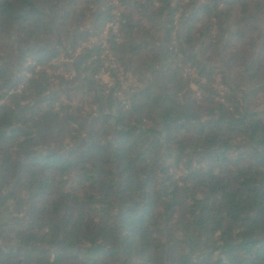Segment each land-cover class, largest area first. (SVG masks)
<instances>
[{
    "label": "trees",
    "instance_id": "16d2710c",
    "mask_svg": "<svg viewBox=\"0 0 264 264\" xmlns=\"http://www.w3.org/2000/svg\"><path fill=\"white\" fill-rule=\"evenodd\" d=\"M91 1L0 0V264H264V0Z\"/></svg>",
    "mask_w": 264,
    "mask_h": 264
},
{
    "label": "rangeland",
    "instance_id": "374dc122",
    "mask_svg": "<svg viewBox=\"0 0 264 264\" xmlns=\"http://www.w3.org/2000/svg\"><path fill=\"white\" fill-rule=\"evenodd\" d=\"M85 1L93 3L91 0H85ZM116 5H117V0H101V2L97 6H94V7L90 8L88 11L89 12H93V13H97L98 10L107 11L110 8H115ZM114 15H115V13L113 14V16ZM253 23H254L255 26L259 25L256 17L254 18ZM259 23H260V28H264V24H262L261 22H259ZM182 24L176 25V28H175V30H174V32L172 34L171 42H172V44L175 47H178V45L180 44V42L177 41V32H178V35H179ZM160 26L162 27V30H164V29L167 30V22H166L165 25H164L163 22H160ZM85 29L91 30V24H88V26L85 27ZM108 30L109 29H107L106 31H108ZM147 34H148V32H147ZM162 35L160 37H157L156 40H155L154 44L156 45L157 49L162 50L161 53H163L164 51H166V52L175 51L176 52L177 49L173 50L170 46H167V45H166V50L164 49V44H163V41H162ZM107 36H108V34L107 35L105 34V37L103 39L107 40L106 39ZM145 38H147V39L150 38L151 39V35H148ZM101 39H102L101 37H100V39H98V43L101 41ZM48 40H50V41H48L46 43V45H51L52 43H49V42H52V40L50 38H48ZM92 43H97V40H94ZM165 44H166V42H165ZM181 44H183V43H181ZM183 47H185V46H183ZM107 48H110V47H107ZM195 52H199V51L196 50ZM180 58L183 59L184 55L181 54ZM16 64L17 63H15V66H16ZM220 65H223V64L220 63L218 66H220ZM219 68L221 70L223 68L222 71L227 73L226 72L227 69L224 68L223 66H220ZM127 74H130V73H127ZM130 75H131V79H127L125 77L118 78V81L120 82L121 86H120V90L117 91L118 90V81H117V78H116V73L113 70H111V69L104 70L101 73V75L98 77V80H99L100 84L103 87V89H102L103 93L104 94L106 93L105 95H107L111 91V89L113 90L114 88H116V93H115L116 101H117V103L119 101L120 104H124L125 96L123 95V93H126L128 90H133L134 88H137L139 86L138 83L136 82L134 76L132 74H130ZM231 76H232V74H231ZM184 78L185 79H189L190 82H193V80L197 79L195 72L194 71H189V70H185L184 71ZM229 78H230L229 79V84L231 85L232 79H231V77H229ZM189 89L192 90L194 93L198 92V89L196 87H194L193 85H191V87ZM219 89L221 90L222 94H224L227 97V95H228L227 90L225 88L224 89L223 88H219ZM245 90L247 91L248 95H252L253 93H255V90L253 88H251L249 85H247ZM66 101H68L75 108H79V111L81 113H86V109L91 104V101L81 97L80 93L76 94L73 97L69 96ZM221 103L223 105H226V103L224 101H221ZM243 105L249 106L250 109L261 110V109L264 108V98H261L260 96H257V95H252L247 100L246 103H243ZM101 107L102 106L100 104L99 105H93V108L95 109L96 114H97L96 118H100L101 117V114H102ZM84 135H85V133H82L81 137H84ZM193 141L197 142V139H194ZM8 206L9 207L1 206V208H0V217H1L2 220L7 219V217H9L10 215H12L14 213V210H13L14 207H12V210L10 209V211H7L8 210L7 208H11L12 205L9 204ZM20 217H22L25 220L27 215H22Z\"/></svg>",
    "mask_w": 264,
    "mask_h": 264
},
{
    "label": "built area",
    "instance_id": "2783aa9c",
    "mask_svg": "<svg viewBox=\"0 0 264 264\" xmlns=\"http://www.w3.org/2000/svg\"><path fill=\"white\" fill-rule=\"evenodd\" d=\"M112 27V26H111ZM101 58L103 60H106V64L104 66L105 69H111L117 74V78L125 77L127 79H131L130 74H125L122 69L118 67V65L115 63V60L113 59L111 53L108 49H106L102 54Z\"/></svg>",
    "mask_w": 264,
    "mask_h": 264
},
{
    "label": "water",
    "instance_id": "95a60500",
    "mask_svg": "<svg viewBox=\"0 0 264 264\" xmlns=\"http://www.w3.org/2000/svg\"><path fill=\"white\" fill-rule=\"evenodd\" d=\"M164 23L166 24V22H164ZM163 31H164V34H163L162 41H163V44H164V49L166 50V44H165L164 41H165V37H166V32H167V30L164 29ZM154 48H155V50L157 51V53L159 54V56L161 57V59H162V63H161V68H159V69H157V70L151 72V74H150L149 77H148V80H149V78H150L152 75H154L155 73H160L161 76H162V79H163V76H164V65H165L166 51L163 50L164 52L161 53L162 50L157 49L156 45L154 46ZM193 55L196 56V54H193ZM222 70H223V68H222ZM57 150H58V149L52 150L50 153H54V152H56Z\"/></svg>",
    "mask_w": 264,
    "mask_h": 264
},
{
    "label": "crops",
    "instance_id": "0c3cea01",
    "mask_svg": "<svg viewBox=\"0 0 264 264\" xmlns=\"http://www.w3.org/2000/svg\"><path fill=\"white\" fill-rule=\"evenodd\" d=\"M163 23H164V22H163ZM164 25H165V23H164ZM182 31H183V24H182V26H181L180 36H179V37H181ZM196 53H197V52H196ZM102 107H103V105H102Z\"/></svg>",
    "mask_w": 264,
    "mask_h": 264
}]
</instances>
